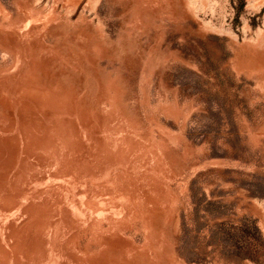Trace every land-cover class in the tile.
I'll return each mask as SVG.
<instances>
[{
  "label": "rangeland",
  "instance_id": "rangeland-1",
  "mask_svg": "<svg viewBox=\"0 0 264 264\" xmlns=\"http://www.w3.org/2000/svg\"><path fill=\"white\" fill-rule=\"evenodd\" d=\"M0 264H264V0H0Z\"/></svg>",
  "mask_w": 264,
  "mask_h": 264
}]
</instances>
